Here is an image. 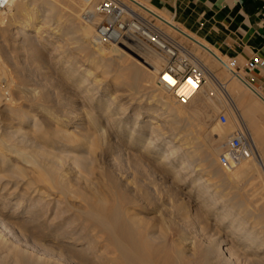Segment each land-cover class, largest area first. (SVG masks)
Segmentation results:
<instances>
[{
  "label": "bare ground",
  "instance_id": "1",
  "mask_svg": "<svg viewBox=\"0 0 264 264\" xmlns=\"http://www.w3.org/2000/svg\"><path fill=\"white\" fill-rule=\"evenodd\" d=\"M65 1L67 0H10L7 7L0 8V20L1 15L6 14L10 24H14L17 37L26 36L28 31L35 30L36 37L40 38L49 20L68 21L69 28L63 32L66 39L75 40L80 51L89 50L91 65L99 68L103 77H91L93 71L90 72L89 69L81 75L72 61L62 56L56 58L57 71L77 93L72 106L59 105L53 110L45 106L46 103L41 102L38 106L33 103V114L26 112L17 117L18 123L25 126V129L12 124L13 130L5 139L0 138V190L7 191L10 186L15 185L0 200V264H264V237L259 229L248 226L247 219L241 215L243 209H240L239 204H230L225 196H217L221 186L226 185L228 180L243 177L252 179L260 172L264 173V127L255 119V115L264 113V95L244 78L241 71L230 68L228 58L203 39L187 32L183 26L151 4L143 0H130L155 16L159 22L208 51L231 74L229 81L220 82V87L224 89L227 101L237 110H242L245 116L243 122L258 150V159H246L219 174L216 155L225 146L232 132L228 134L227 128L223 129L214 123V113L222 100L217 96L212 97L215 80L219 82V78L211 68L196 58L206 71L207 81L203 85H197L189 100L182 103L171 86L190 84L191 78L175 79L165 72V57L140 40H130L133 44L124 40L121 45L112 42H103L106 45H102L94 36L99 16L93 14L88 22L82 21L81 24L74 9L66 11L62 7ZM78 1L83 6L82 0ZM90 11L94 13L93 6ZM133 48H136V57L132 59L128 50ZM57 49L58 47L53 46L52 51L56 52ZM3 77L4 72L0 75V81ZM107 81L114 85L108 89L112 92L109 100L106 99L109 93L101 88L102 83ZM119 82L126 83L133 89L150 88L149 93H156L161 100L159 109L167 113L160 117L163 122L156 124V118L162 113L159 111L145 119L144 125L140 114L129 126L124 124L125 121L121 118L129 111L128 108L117 105L116 84ZM232 90L236 92L235 95ZM246 90L253 96H248ZM38 100L43 101L41 97ZM30 119L33 120L31 131L27 129ZM46 119L50 123H59L60 127L52 131L46 129ZM77 119L80 121L75 124ZM69 123H74L75 133L70 132L73 129H65ZM194 124H197L200 133L207 132L204 136L209 141L199 154L204 170L220 176L216 182H211L208 178L206 180L202 175L198 176L196 185L189 188L185 196L174 193V209L170 212L175 216L170 224L182 232V235L174 236L161 231L160 227L157 231V223L151 224L148 219L140 216V209L137 208L140 199H129L120 191L116 173H112L115 170L108 173L105 185L100 181L102 173L98 170V156L104 157L109 153L116 160L117 135L123 131L129 146L139 149L156 162L155 165L165 177L172 174L176 181L181 182L173 187L181 192L183 180L188 179L185 173L188 170L195 171L193 151L176 145L175 142L179 140L173 141L171 138L165 141L166 134L163 130L168 127L180 128L187 135H192ZM143 128L149 130L150 135L144 136ZM13 138H16L15 141ZM60 139H65L66 144L80 141L76 146L85 145L84 154H74L65 149L63 151L60 147L58 152L46 148V143L53 144ZM195 139L198 143L203 142L199 136ZM27 143L31 144L29 149L28 145L25 149L20 145ZM70 144L67 146L70 147ZM96 150L99 154H96ZM6 151L22 157L21 163L25 166L13 165ZM178 163L179 167L176 168ZM26 166L31 167L34 175L28 173ZM81 170L87 174L85 178L79 176ZM5 177L12 180L5 182ZM72 179L79 180L78 185L82 187L74 188ZM219 182L223 184L220 185ZM20 185L23 190L19 188ZM42 186L47 189L45 193ZM100 187H107L108 192L114 193L112 201L104 197ZM52 194L57 197L54 196L53 200L57 202V206L49 220L48 205L52 202ZM46 197L50 199L44 201ZM16 198L15 210L24 201H29L30 204L26 203L18 213L13 211L12 214H6V204ZM240 199L245 200L241 196ZM129 202L132 207L126 204ZM261 210L264 217V203ZM131 211L134 213L130 214ZM189 217L195 218V225L190 224L195 227L196 236L185 233ZM261 227L264 228V224Z\"/></svg>",
  "mask_w": 264,
  "mask_h": 264
},
{
  "label": "rangeland",
  "instance_id": "2",
  "mask_svg": "<svg viewBox=\"0 0 264 264\" xmlns=\"http://www.w3.org/2000/svg\"><path fill=\"white\" fill-rule=\"evenodd\" d=\"M71 1L72 2L75 1L74 2L75 5H73ZM80 4L81 2L78 0L77 1L67 0L65 1V3L62 4V7H64L66 11H70L71 8L74 9V14L76 16L78 15L76 17L78 18L77 20L81 24H83L81 20V15H80L83 6L82 4L81 5ZM133 6L138 8V11L142 15L148 18L152 17L153 22H155V24L158 27L162 28L165 32H167L168 34L173 36L176 40H178L179 43L187 51H189L192 54V56H194V58H198L201 61V63H204L206 66L211 68L212 72L218 76L219 82L215 80V83L213 86L212 97H216V96L219 97L222 100V104L218 106V109L214 113V123L223 127V129L227 128L228 134L233 132L236 126L238 125V120L241 118L244 121L243 118L245 116L241 109L237 110L236 107L231 102L227 101L226 93L224 92V89L220 87L221 83L226 82V80L228 81L230 80L231 74L228 72V70L223 65L219 64L208 51H206L205 49H202L201 47H199L197 44H195L193 41H190L186 37H183L180 32L174 31L173 29L169 28L164 23L159 22L155 16H153L152 14L148 12H145L139 6L134 5V4ZM12 9L14 12V8ZM158 10L161 11L163 14H165L167 17H170L175 22H177L174 16H171V14H167L165 11L160 10V9ZM6 16H7L6 14H2L1 15L2 18L0 20V64H1L0 70L2 69L0 71V75L3 74V72L5 74V77H3L2 80L0 81V84H1L0 86V107H1L0 108V135L1 136L0 138H4V139L7 137V134L13 130L12 128L14 125L12 124H15L19 126L20 128L25 129V126H21L20 123H18L17 117L20 114H23L26 112L33 114L34 112L31 110L33 103H36V106H38L41 102L46 103L44 105L49 106V108L53 110H55L57 106L59 105L64 106V107L66 105L68 107L72 106L71 103L75 101V97L77 96V93L75 92V89H73L69 85V83L63 80L62 76L57 71L58 64L55 63L56 58H59L60 56H62L64 57V59L72 61L74 63V66L79 71L78 73L81 75L86 73V71L89 69L88 71L90 72L93 71L91 74V77H94L95 79H99L100 77H101L100 79L103 78L100 73V69L97 68L96 66L91 65L90 55L88 54L89 50L80 51L77 47V43L75 42V40L66 39V36L65 34H63V32H66L67 29L69 28L70 23L68 21L59 22L56 20H49L50 22L48 21L46 23L45 30L42 32L43 34L41 35L40 38L36 37L35 30L28 31V35L26 36L20 35L17 37V34H15V27H13L14 24H10ZM185 30L189 33L195 34L200 39H203L204 42H206L207 44H210L206 39L200 37L196 33L189 31L187 29ZM128 43L133 44V41H128ZM101 44L106 45L103 42H101ZM53 46L58 47L56 52L52 51ZM134 49L136 48L128 50V55L132 59L136 57V53ZM226 57L228 58V59L226 58L228 62H230L231 59H233L232 57H228V56ZM243 64L245 63L240 62L238 64V62H236L237 67L238 65H243ZM2 67L4 68L5 71L3 70ZM237 71H241L242 74L245 75V72L243 71V69L240 68ZM206 81H207V78L205 76V80L202 81L201 84L203 85ZM119 83L116 84L117 86L116 87L117 105L119 107L128 108V111H129V113L126 116L121 118L122 121H125L124 124L129 126L135 120L137 115L140 114L143 119L142 124L144 125L145 119L151 117L152 115L158 113L159 111H162V113L160 114L159 117L156 118V121H157L156 124H161L163 122L162 120L160 121L161 119L160 117H162L163 115L167 113H165V110L159 109V107L161 106V100L159 99V97L156 96V93H153V92L149 93L150 88H148V90L147 89L146 90L145 89H141V90L133 89V88H130V86L126 83H123V82H119ZM9 84L10 86H8ZM113 86L114 85L111 83V81L104 82L101 85L102 90L106 93H109L106 98L108 100L110 99L112 95L111 94L112 92L111 91L109 92L108 89H111ZM233 94L235 95L236 92L233 91ZM246 94L247 95L249 94L248 96H253V94L250 91H248V93ZM40 97L43 101L38 100V98L40 99ZM71 97L74 99H72ZM35 99H37L38 102L37 100L35 101ZM58 100H60L61 102ZM10 105L11 106L16 105V106H13L12 108ZM220 113H223L227 116V123L225 124V126H223L222 124L218 122V115ZM79 121L80 120L77 119L76 120L77 123L75 124H78ZM28 123L30 124H28L27 129L31 131L33 120L30 119ZM44 124L46 126V129H50L51 131L60 127L59 123H55L54 121L50 123V121L47 119L44 121ZM65 129L67 131H70V129H73L70 132L75 133L74 123L67 124V126H65ZM163 131L166 134L165 141L171 138H173V141L179 140V142H175L176 145L181 146L182 149L188 148L189 150L193 151V155H194L193 156V166H194L195 171L190 172L188 170L187 171L188 173L187 172L185 173V177H188V179L183 180L184 184L181 186L182 190L181 192L179 191L180 193L176 191L173 187L175 184H179L181 182L176 181L173 178L172 174L166 175L167 177H165L164 174L161 172L162 170L155 165L156 162L152 161L146 154L144 153L142 154V152L139 149L129 146L127 144L125 136L123 135V131L119 132L117 135L116 160H113L112 156H110L109 153L105 154L104 157L103 156L100 157L99 155L98 160L100 159L99 160L100 168L98 170H100V172L102 173V175L100 176L102 180L100 179V181H102L104 185L107 183V179L109 178L108 173L111 174V172L115 170V172H112V173H116V179H117L120 191L124 195H126V197H128L129 199L130 198L140 199L139 206H137V208L140 209V216L142 218L148 219V221H150L151 224L157 223L158 225H156L155 227L157 231H159L158 228L160 227L161 231H164V232L167 231L168 234H173L174 236H180L182 235V232L177 227H175V225L170 224V223H173L172 221L175 216L174 214L171 213L174 209L172 196L174 195V193L175 194L178 193L177 196L178 195L180 196L181 193H182V196L183 195L185 196L188 189L196 185L195 182H197L196 178L198 176L202 175L204 176L206 180L209 179L211 182H216L217 177L220 175H214L211 172L205 171L203 167V162L199 159L200 150L202 149L204 144L205 145L209 144V141L207 137L204 136L206 135L207 132L200 133L198 131L197 124H194L193 126V131H194V133L192 134L193 136L190 134L187 135L180 128L174 129V128L168 127V129L164 128ZM143 133H144V136L150 135L149 130H146L145 128H143ZM198 136L199 138L203 139L202 141L204 143L197 142L195 138ZM15 139L13 138L14 141ZM66 142L67 141L65 139H60L58 142L55 141L53 144L48 142L46 143L47 144L46 148L53 152H58L60 149H62L63 151L71 150L74 154L76 153L78 155L84 154L83 150L85 149V145L82 144L81 147L76 146V144L78 145L80 141H76L77 143L72 142L71 144L67 143L71 145L70 147L67 146ZM29 144L30 143L20 144V145H23L21 146L22 148L24 147L26 148V145H28L27 149H29L31 145ZM9 145L10 143H8V146ZM186 146H189V147H186ZM223 149H224V146H222V149L219 150L218 154L216 155L217 156L216 164L218 166L219 174H221L223 171H228L227 168H224L223 166L219 164L218 159H217L219 154L223 151ZM6 153H8L7 155H9L8 157L10 158V162L13 165L16 164V165H19L20 167L25 166V165L22 166L23 165V163H21V159H23L22 157H19L13 152L10 153L9 151H6ZM96 154H99L97 150H96ZM145 158L147 159L149 158V159L147 160ZM114 163H115V166L113 165ZM177 166L179 167V163L176 164V168H178ZM25 169L28 171V173L31 172V175H34V173H32V170H30L31 167L26 166ZM32 169H34V167H32ZM224 169H227V170H224ZM79 176L81 178H85L87 174L81 170ZM94 176H97V175H94ZM9 180H12V179L5 177V182L6 181L9 182ZM172 180L174 181V183ZM72 181H73L72 184L74 188L82 187L78 185L79 180L72 179ZM219 184L222 185L223 183L221 184V182H219ZM231 184H234V185L232 186ZM14 186L15 185L10 186L9 189L11 190ZM19 188L23 190V187L21 185L19 186ZM106 188L100 187V191L104 195V197H107L106 199L108 201H112V199L115 197L113 195L114 193L108 192ZM8 190L7 191L0 190L1 192L0 200H3V198L10 191ZM42 191H44V193L45 191H47L45 186L44 187L42 186ZM219 195L225 196V198H228L230 200L229 201L230 204L231 203L237 204V205L239 204L240 209L241 210L243 209L241 212L243 214L241 215L247 219L248 226L249 227L256 226L259 229L260 234L264 237V228L261 227V225L264 224V221H263L264 217L263 215H261V212H262L261 208H262V204L264 203L263 201L264 200V173L260 172V174L256 175L252 179H250V177H243L239 179L228 180L226 185L223 184L221 186L220 191L218 192L217 196ZM242 195L245 200L240 199V196L241 198H243ZM54 196L56 197V195L54 194L50 196V198H53V199H51L52 202L48 205L49 212L47 214V217L49 218V220L53 217L54 212L56 210V206H57L56 205L57 202L55 201L56 202L55 203L53 201ZM50 198L46 197L44 201ZM144 201L145 203H143ZM16 202H17V198L13 199V201L6 204V207L4 209L6 214L10 212L12 214L13 211L18 213L19 211H21L22 208L25 207L26 203L27 205L30 204L29 201H24V203L21 204L17 210H15L17 206L15 204ZM126 204L129 205L130 202ZM130 207H132V204H130ZM133 213H134L133 211L130 212V214H133ZM257 214L258 216H255ZM188 220H190V222L186 224V226H188L186 227L188 230L185 229V233L187 232L186 234H189V235L192 234L190 236H196L194 235L196 234L195 227H193L195 225L193 223L195 222L194 221L195 218L189 217ZM190 223H193L192 224L193 226Z\"/></svg>",
  "mask_w": 264,
  "mask_h": 264
},
{
  "label": "built area",
  "instance_id": "3",
  "mask_svg": "<svg viewBox=\"0 0 264 264\" xmlns=\"http://www.w3.org/2000/svg\"><path fill=\"white\" fill-rule=\"evenodd\" d=\"M81 20L88 22L93 14L99 16V21L94 27V36L101 42L122 44L125 40H140L154 48L166 59L164 71L175 79H189L192 82L186 85L171 86L177 93L180 102L185 103L190 96L205 80L206 71L192 54L187 51L178 40L158 27L152 17L142 15L130 0H82ZM10 0H0V8H5ZM93 6L94 13L90 11ZM237 60L231 59L230 68L236 66ZM264 61L258 56L247 60L244 67L251 71L257 66H263ZM218 122L227 123V116L218 115ZM257 158L258 150L252 135L240 118L238 125L229 136L223 151L218 156V162L227 169L236 167L246 159Z\"/></svg>",
  "mask_w": 264,
  "mask_h": 264
},
{
  "label": "crops",
  "instance_id": "4",
  "mask_svg": "<svg viewBox=\"0 0 264 264\" xmlns=\"http://www.w3.org/2000/svg\"><path fill=\"white\" fill-rule=\"evenodd\" d=\"M174 16L185 29L206 39L222 55L246 62L264 61V0H145ZM245 72L244 78L264 95V65ZM264 113L255 115L264 127ZM260 119V120H258Z\"/></svg>",
  "mask_w": 264,
  "mask_h": 264
}]
</instances>
